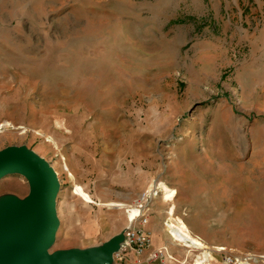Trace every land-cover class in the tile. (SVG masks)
I'll use <instances>...</instances> for the list:
<instances>
[{
    "label": "rangeland",
    "instance_id": "374dc122",
    "mask_svg": "<svg viewBox=\"0 0 264 264\" xmlns=\"http://www.w3.org/2000/svg\"><path fill=\"white\" fill-rule=\"evenodd\" d=\"M14 144L59 177L51 251L136 216V197L101 207L72 186L121 196L140 155L171 201L153 234L171 258L154 264H264V0H0V148ZM175 183L191 194L174 212ZM27 192L0 180V196Z\"/></svg>",
    "mask_w": 264,
    "mask_h": 264
},
{
    "label": "water",
    "instance_id": "95a60500",
    "mask_svg": "<svg viewBox=\"0 0 264 264\" xmlns=\"http://www.w3.org/2000/svg\"><path fill=\"white\" fill-rule=\"evenodd\" d=\"M15 173L26 178L28 194L0 196V264H112L124 228L98 245L51 251L60 225L59 177L46 158L23 144L0 148V180Z\"/></svg>",
    "mask_w": 264,
    "mask_h": 264
},
{
    "label": "built area",
    "instance_id": "2783aa9c",
    "mask_svg": "<svg viewBox=\"0 0 264 264\" xmlns=\"http://www.w3.org/2000/svg\"><path fill=\"white\" fill-rule=\"evenodd\" d=\"M157 184L145 188L134 201L137 210L136 216L127 215V225L124 227L123 242L113 255L112 264H154L155 261L167 259L168 249L165 245H153V235L144 226L148 223L150 203L162 191ZM134 255V260H129L128 254Z\"/></svg>",
    "mask_w": 264,
    "mask_h": 264
},
{
    "label": "crops",
    "instance_id": "0c3cea01",
    "mask_svg": "<svg viewBox=\"0 0 264 264\" xmlns=\"http://www.w3.org/2000/svg\"><path fill=\"white\" fill-rule=\"evenodd\" d=\"M42 148V147H41ZM140 157V155H137V158H136V155L133 156V161L135 163V166L132 165L131 162H129V165L126 167L128 170H125L124 173L126 175L125 177V181L123 183V186L125 187V190H124V194L122 193L121 196H117L114 194V192L111 193L110 197L106 196L104 197L101 193L98 192V194H100V196H96L99 200H95L93 198V196L88 192L86 191L82 185L78 184V183H74L73 186H72V189H73V192L76 194H78L83 200L84 202L88 203V204H91V203H95L96 205L98 206H101V207H112V206H117V207H127L126 204L124 203H119V202H114L113 200H122V199H125V200H131L132 198H137L138 194L140 192H142L145 187L147 186V184L150 182V179H148L147 175H143V169H142V164H141V159L138 158ZM63 167L68 171V174L69 176H71L72 178L74 177L72 175V173L69 171V168L66 164V162L63 164ZM133 176L134 177V180H133ZM123 180V179H122ZM112 181H114V179H112ZM78 185L80 187L81 190H79V187H76L75 188V185ZM175 185L176 189H178L179 185L178 184H173ZM113 186H111L112 188ZM185 187V186H184ZM112 190V189H111ZM83 191V192H82ZM178 196L176 198H174L173 200V204L175 205L174 207V212L177 211V210H180V209H183V208H187L188 206H190L187 201L189 200V195L191 193H188V192H184V196L180 195V190L178 189ZM176 193V194H177ZM188 193V194H187ZM87 195L88 198L85 196ZM158 198L159 201H160V204H153L155 205L153 208V211L152 212V217H151V221L149 220V217H150V214H151V207H152V202L155 198ZM156 197H154L152 199V202L150 203V211H149V216H148V223L144 226V228L147 230V231H150L151 232V235L154 234V231L159 229L157 228V224H156V219L158 218H161V217H164L166 212H167V207H169L170 205V200H166L165 197H162V193L157 195ZM135 198V199H136ZM188 198V200H187ZM104 200V201H103ZM108 200V201H106ZM106 201V202H105ZM112 201V202H111ZM135 201V200H134ZM127 210V215H128V209L126 208ZM129 216V215H128ZM127 225V224H126ZM125 225V226H126ZM125 226H122V228L119 230L121 231ZM154 229V230H153ZM153 230V231H152ZM118 231V232H119ZM115 234V233H114ZM112 235V234H111ZM111 235H109V237H111ZM108 237V238H109ZM153 237H155V235H153ZM107 238V239H108ZM106 239V240H107ZM104 240V241H106ZM153 245H164V242H153ZM77 247V246H75ZM129 260H134L135 257L133 254L129 253L128 254V257H127ZM146 264V263H144Z\"/></svg>",
    "mask_w": 264,
    "mask_h": 264
},
{
    "label": "bare ground",
    "instance_id": "6f19581e",
    "mask_svg": "<svg viewBox=\"0 0 264 264\" xmlns=\"http://www.w3.org/2000/svg\"><path fill=\"white\" fill-rule=\"evenodd\" d=\"M55 170V169H54ZM56 172V171H55ZM61 184V183H60ZM171 258V254L167 253V260Z\"/></svg>",
    "mask_w": 264,
    "mask_h": 264
}]
</instances>
